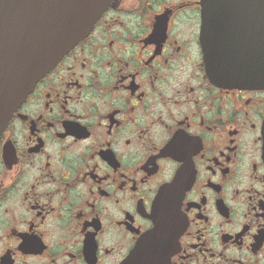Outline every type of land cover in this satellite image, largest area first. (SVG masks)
<instances>
[{
    "label": "flooded vegetation",
    "instance_id": "af4514ba",
    "mask_svg": "<svg viewBox=\"0 0 264 264\" xmlns=\"http://www.w3.org/2000/svg\"><path fill=\"white\" fill-rule=\"evenodd\" d=\"M199 2L114 0L14 112L0 264H264V88L212 82Z\"/></svg>",
    "mask_w": 264,
    "mask_h": 264
},
{
    "label": "water",
    "instance_id": "95a60500",
    "mask_svg": "<svg viewBox=\"0 0 264 264\" xmlns=\"http://www.w3.org/2000/svg\"><path fill=\"white\" fill-rule=\"evenodd\" d=\"M112 3L0 0V136L38 81L88 36ZM199 3L207 67L224 70L208 72L212 82L229 88H264V0ZM162 236L153 228L136 249L150 254ZM153 263L152 256L147 264Z\"/></svg>",
    "mask_w": 264,
    "mask_h": 264
}]
</instances>
